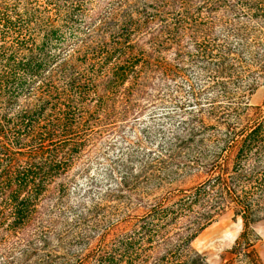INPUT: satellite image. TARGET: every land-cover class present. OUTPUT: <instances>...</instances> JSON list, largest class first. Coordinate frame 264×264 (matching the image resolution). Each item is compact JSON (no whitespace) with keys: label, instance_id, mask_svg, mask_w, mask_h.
I'll use <instances>...</instances> for the list:
<instances>
[{"label":"trees","instance_id":"16d2710c","mask_svg":"<svg viewBox=\"0 0 264 264\" xmlns=\"http://www.w3.org/2000/svg\"><path fill=\"white\" fill-rule=\"evenodd\" d=\"M199 1L0 0V264H41L75 165L125 138L159 79L186 62L217 65L212 83L232 69L211 37L237 24L201 15ZM245 109L255 115L219 118L227 132L178 162L193 186L140 194L120 224L78 233L77 264H206L192 242L229 211L244 223L230 255L244 247L262 264L251 226L264 219V118Z\"/></svg>","mask_w":264,"mask_h":264},{"label":"rangeland","instance_id":"374dc122","mask_svg":"<svg viewBox=\"0 0 264 264\" xmlns=\"http://www.w3.org/2000/svg\"><path fill=\"white\" fill-rule=\"evenodd\" d=\"M198 7L201 15L237 24L230 30L220 25L211 37L223 46L232 69L212 83L209 72L217 65L203 64L208 67L202 71L186 62L179 77L159 79L143 98L140 114L122 129L125 138L112 141L113 147L102 141L75 165L63 197L51 205L56 231L35 263L77 264L72 250L78 233H101L120 224L133 214L140 194L173 190L179 182L193 186L191 172L177 168L178 162L194 159L197 147L217 129L220 135L227 132L228 125L219 118L230 120V125L238 114L249 119L255 113L248 112L246 104L260 109L257 114L264 118V0H200ZM189 128H195L191 135ZM243 229V220L229 211L198 235L192 249L206 264H253L254 256L244 247L230 255ZM251 232L264 264V219L254 223Z\"/></svg>","mask_w":264,"mask_h":264}]
</instances>
